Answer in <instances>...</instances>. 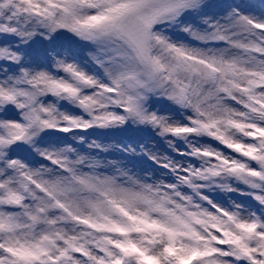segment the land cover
Here are the masks:
<instances>
[{"label": "snow or ice", "instance_id": "1", "mask_svg": "<svg viewBox=\"0 0 264 264\" xmlns=\"http://www.w3.org/2000/svg\"><path fill=\"white\" fill-rule=\"evenodd\" d=\"M0 264H264V10L0 0Z\"/></svg>", "mask_w": 264, "mask_h": 264}, {"label": "rangeland", "instance_id": "2", "mask_svg": "<svg viewBox=\"0 0 264 264\" xmlns=\"http://www.w3.org/2000/svg\"><path fill=\"white\" fill-rule=\"evenodd\" d=\"M218 2L239 5L242 10L252 12L253 14H259L260 11L264 10V3H262V0H218ZM57 46L60 48L61 51H64L65 49H67V51L72 52L74 54L79 52L81 55H83V50L79 49L75 45H70L66 41H62V40L58 41ZM68 138L71 139L70 136ZM88 139L92 140V139H95V137L89 136ZM124 139H121V140H124ZM135 139L145 144L147 148L151 149L154 152H158L164 155H170V156H173L179 159L176 153L172 152L168 148L167 144L163 140H161L159 137H156L154 133L143 134L141 136L136 137ZM121 140H119L117 136L108 137V138H100V142L108 145L109 150L113 152V156L109 157L110 159L118 156V152L112 146L117 145ZM214 146H218V145H214ZM218 147L223 149V146H218ZM181 150H183V148H181ZM223 150L230 151L227 149H223ZM129 159L132 161V163H130L128 166L130 168H133V171L137 172L138 174L153 175V173H155V176H161V169H159L156 165H153L152 162L147 160L146 157H143V158L141 157V155L139 154V146L137 147V155L135 156L129 155ZM133 165L135 167H133ZM213 195H217V193H213ZM218 197L225 202L229 200V196L222 192L218 193Z\"/></svg>", "mask_w": 264, "mask_h": 264}]
</instances>
